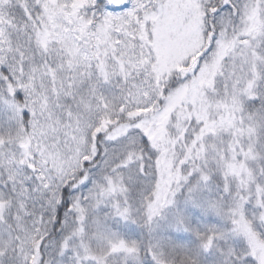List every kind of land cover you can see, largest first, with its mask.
I'll return each mask as SVG.
<instances>
[{
  "label": "snow or ice",
  "instance_id": "1",
  "mask_svg": "<svg viewBox=\"0 0 264 264\" xmlns=\"http://www.w3.org/2000/svg\"><path fill=\"white\" fill-rule=\"evenodd\" d=\"M0 264H264V0H0Z\"/></svg>",
  "mask_w": 264,
  "mask_h": 264
}]
</instances>
